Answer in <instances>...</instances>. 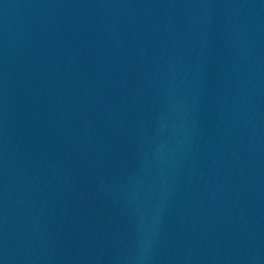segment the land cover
Instances as JSON below:
<instances>
[{
  "label": "water",
  "instance_id": "1",
  "mask_svg": "<svg viewBox=\"0 0 264 264\" xmlns=\"http://www.w3.org/2000/svg\"><path fill=\"white\" fill-rule=\"evenodd\" d=\"M0 264H264V0H0Z\"/></svg>",
  "mask_w": 264,
  "mask_h": 264
}]
</instances>
